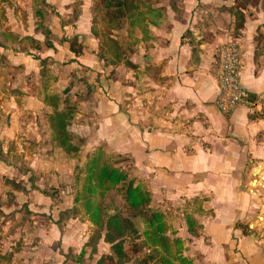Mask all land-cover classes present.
Wrapping results in <instances>:
<instances>
[{"label":"crops","instance_id":"1","mask_svg":"<svg viewBox=\"0 0 264 264\" xmlns=\"http://www.w3.org/2000/svg\"><path fill=\"white\" fill-rule=\"evenodd\" d=\"M41 1V8L34 0H16L9 6L0 2L6 8V12L0 8L1 28L20 37L31 35L40 45L0 48L8 63L17 67L15 76L21 81L17 94L21 92L22 104L15 115L27 113L40 121L36 114L52 109L44 103V94L67 97L65 104L75 106L69 131L82 140L75 162L89 149L102 146L107 156L129 163L130 177L150 192V207L165 214V234L180 240L172 246L175 256L170 264H264V235L250 231L264 230V201L258 198L264 184L263 190L257 185L258 179L264 180V171L256 177L254 162L264 159V115L251 117L238 108L227 116L214 103L217 47L233 37L242 48V85L252 93L264 87V6L243 8L242 25L234 35L230 7L235 0H150L156 11L148 13L147 38L140 39L121 64H105L91 32L90 0ZM37 8L50 30L51 46H45V36L37 30ZM71 38L77 39L78 54L70 46ZM33 56L47 59L52 68L53 84L47 89L38 88L47 76L41 77ZM34 120L4 128L15 129V143L23 145L17 157L53 161L64 154L74 159L61 149L54 153L56 146L37 150L29 128L41 122ZM46 130L48 142L43 139L40 144L51 145L50 129ZM56 168L63 176L70 172L69 166ZM195 197L202 199V211L186 207ZM186 211H194L199 225L194 232L187 228ZM66 225L55 220L37 235L42 238L39 244L31 243L14 258L19 264H51L50 251L57 243L78 252L88 236L78 223ZM109 246L99 239L97 254L108 253ZM57 256L55 264H63Z\"/></svg>","mask_w":264,"mask_h":264},{"label":"rangeland","instance_id":"2","mask_svg":"<svg viewBox=\"0 0 264 264\" xmlns=\"http://www.w3.org/2000/svg\"><path fill=\"white\" fill-rule=\"evenodd\" d=\"M6 1L8 2V6L12 2L16 3V0H0V2ZM119 1L121 0H90V25L95 32H92L93 35L98 40V54L100 56L103 53L104 56L100 58L103 59L104 62L107 60H113L115 62L113 64H121L125 56H128L130 51H133L135 46L140 43V39H142V35L144 34L140 30L142 24L140 19L136 18L134 24L132 25V27H130L131 25L128 15H126L124 12L118 11ZM128 1L133 2L136 5V7H134L133 9V13L135 15L141 13L144 16V19H149V12L147 11L146 5L151 4L150 0L147 1L148 4H145L140 0ZM75 2L77 4L78 0H75ZM260 3L262 6H264V0H235V4L230 7V10L234 8H239L241 10L243 8L248 9V7L250 6H258ZM38 4H40V8L43 6L41 0L38 1ZM33 6L35 5L33 4ZM1 7L3 8V6ZM3 9L6 12V8ZM35 16L37 30H40L42 32L41 34L45 36V39H49L50 30L46 25L43 24V15L41 14ZM28 17L29 16L22 14L23 20L28 19ZM30 21H32V18ZM242 21L243 19H241L239 23L234 22V28L232 29L234 35L238 32L239 25H242ZM130 29L131 32L129 33ZM27 36H30L31 40H25L20 44H16L14 46L8 45L6 47L18 50L23 48L28 49V45L31 46L37 44V41L34 40L31 35ZM72 39L73 38H71L70 44L74 43L73 50H79L80 46L76 41L77 39ZM0 48L5 47L0 46ZM33 58L37 60V63H39L41 77L47 76L50 79L48 80L46 77L44 78V81L41 80L38 88L47 89L49 88V83L53 84V78H51L52 68L48 66L47 59H39L36 56H33ZM42 60H44V62H42ZM16 68L17 67H13L10 63H8V60L5 58L0 49V141L2 151H4V153H7L6 161H0V206L3 211V215L0 217V251L2 253L6 251L13 252L12 257L7 258L1 264H19V261H17V257L21 256V254L24 253V248L29 247L31 243L33 247L34 245H37V243L39 244V241H41L42 238H39V236L37 235L43 234L44 229L48 230L49 225H51V223L55 220L67 225L73 224L74 226L76 223H78L79 225H81V229L86 232V235L88 236L87 239L91 235H93L95 229V225L90 220V212L85 206L86 201L88 200L85 196H88V194L82 191L83 179L86 175L85 171H83V173L80 175L77 185L75 186L74 184V175L76 171L75 166L76 164L78 165L84 163L89 152L92 151L91 149H89L88 152L85 153V158L83 160H77V162H75L76 156H71L74 157V159H68L64 156V154H60V160L58 159V156H56L55 158L57 159L53 161L43 159L38 156L33 157L30 160H28V158L20 159L19 157H17V151L19 150V148H22L23 145H18L15 143V129L12 130L7 128L8 130H4V128H6L7 125L13 126L14 122L16 121L17 125H21L24 122H30L34 119L28 116L27 113L24 115H20V117L15 115L16 112L14 110H16L17 106L22 104V96L19 95L21 94V92L18 94L16 93L18 90L20 91L19 87L21 84V81L18 82L16 77ZM68 95L72 100L73 96H71V92H69ZM46 113L48 112L41 110L36 114L38 118L42 119L40 121L39 119H36L33 122L39 121L41 122V125L30 124V127L32 128H29V131L31 137H33L35 141L36 149L38 148L41 151H45L52 148L54 149V147L56 146L57 149L54 151V153H58V149L61 148L58 145L51 143V129L46 119ZM38 114H40V116ZM250 115L251 117H260L264 115V112L260 114ZM16 124L14 128L16 127ZM46 129H50V143L52 147L50 144H40L43 139L48 142ZM19 132L21 133V137H23L24 134H22V129H18L17 134ZM72 138L73 143L77 145L82 144L81 140H75L74 136H72ZM47 142L46 144H48ZM61 151L65 153L62 149ZM109 157V162H111V164L122 167L127 171L129 170V163L123 162L120 156L110 155ZM57 165L66 167L69 166L70 172L68 176H63L61 174L62 170H57ZM123 165H125L126 167H124ZM52 169L54 170L52 171ZM57 172L60 176L57 174ZM16 183H21L22 185H24L26 191H18L13 188V185H16ZM31 183L36 186V189L30 188ZM76 195H79V199L75 203L74 199ZM99 198L102 204L106 205L108 213L120 211L124 215L129 214V210L125 201L123 200L120 193L116 192L115 190L110 189L106 191L102 196L96 194L91 197L93 202L97 201V199ZM28 204L33 209H29ZM80 221L83 222V224H80ZM67 225L66 227H71ZM140 240L141 238L132 237L131 239L125 241L124 247L126 248L128 256L131 259L140 256V259L145 260L146 264L154 263L157 257L149 252V247L147 245L140 246ZM59 244L60 243H57V245H54V248H51V264H55L56 259H58L57 253L59 256L61 255V253L59 252V247L61 246ZM15 247H18L17 250H15ZM43 247L44 245L42 244V249ZM78 247L79 246L77 245V248ZM61 249L66 251L68 248L61 247ZM80 250L81 249L78 248L76 251L79 252ZM101 251L104 250L102 249ZM17 253L18 256H15L14 258V255H16ZM89 253L90 247L87 246L86 249H84V256L86 259L85 264H97V260L101 255H103L97 254L96 251L90 253V256ZM61 256L60 258L64 260V256ZM21 260H24V258H22ZM66 261L67 264H77L76 261L70 259H66ZM102 264L114 263L112 260L106 259Z\"/></svg>","mask_w":264,"mask_h":264},{"label":"trees","instance_id":"3","mask_svg":"<svg viewBox=\"0 0 264 264\" xmlns=\"http://www.w3.org/2000/svg\"><path fill=\"white\" fill-rule=\"evenodd\" d=\"M140 1L148 4V0ZM34 4H38L37 0H34ZM146 6L149 13L156 11L150 4ZM134 7H136V5L133 2L121 0L119 1L118 11L128 15L130 27H132L136 18L140 19L142 22L140 30L144 33L142 38L146 39L148 33L147 25L148 22L151 21L149 19L146 21L147 19H144L141 13L135 15L133 13ZM230 12L234 16V22L239 23L240 20L243 19V12L241 9L234 8L230 10ZM36 14L41 15L40 8L36 9ZM155 15L156 17H160L159 13ZM239 27H241V25H239ZM91 32L95 33L92 28ZM130 32L131 29L129 33ZM25 40H31V37L27 35L20 37L13 31L4 30L0 26V46H14ZM44 44L45 46L52 45L49 39H45ZM31 46L36 49L40 48L38 43ZM70 46L73 49L74 43H71ZM74 52L78 54L79 50H74ZM103 56L104 54L102 53L100 57L102 58ZM42 62H44V60H42ZM113 63H115L113 60L105 61V64ZM130 65L134 66L133 64ZM17 92H19V90ZM64 92H67V89H64ZM43 101L52 108L50 112L46 113V119L51 129V143L58 145L66 154L76 156L79 152L80 145L72 142L73 138L68 128L73 118L75 107L70 104H65L67 97H61L59 94H44ZM6 156L7 153L2 151L0 141V161H6ZM109 159L110 157L106 155L102 146H97L89 152L84 163L76 164L75 166V186L83 171L86 172L83 179L82 191L88 194V196H85L88 199L85 206L90 212V220L95 225V229L93 235L85 241L82 249L78 253H75L70 247L66 251L59 247V252L64 256L63 264H67L66 259L76 261L77 264H85L84 248L89 246L90 253L95 252L96 244L101 238L109 243L110 246L109 252L101 255L97 260V264H102L106 259L112 260L114 264H146L145 260L140 259V256L132 259L128 256L124 243L132 237L141 238L140 246L147 245L149 247V252L157 257L156 261L152 264H170V258L175 256L173 255L175 252H172V246L180 242V240H171L170 237L165 234L167 231L165 214L158 209L150 207V192L144 184L135 183L134 178L129 177V172L126 169L111 164ZM13 188L18 191H26V188L21 183H16V185H13ZM30 188L36 189V186L31 183ZM110 189L120 193L128 207V215H124L120 211L108 213L106 205L102 204L100 198L97 199V201H92L91 197L96 194L102 196ZM78 199L79 195H76L74 199L75 203ZM201 204L202 199L195 197L186 202V207L192 205L195 206L194 210L202 211ZM192 212L194 211H186L184 217L188 230L194 232L199 228V225L194 219ZM2 215L3 211L0 206V217ZM17 248L18 247H15V250H17ZM179 249H177L176 252H179ZM12 254V251H6L4 253L0 251V264L7 258L12 257Z\"/></svg>","mask_w":264,"mask_h":264},{"label":"built area","instance_id":"4","mask_svg":"<svg viewBox=\"0 0 264 264\" xmlns=\"http://www.w3.org/2000/svg\"><path fill=\"white\" fill-rule=\"evenodd\" d=\"M241 55V43L235 37L217 47L215 66L217 93L214 103L223 115L229 116L238 108H244L250 114H260L264 111V87L252 93L241 83Z\"/></svg>","mask_w":264,"mask_h":264},{"label":"flooded vegetation","instance_id":"5","mask_svg":"<svg viewBox=\"0 0 264 264\" xmlns=\"http://www.w3.org/2000/svg\"><path fill=\"white\" fill-rule=\"evenodd\" d=\"M255 164H256V177H259L260 176V173L264 171V159L259 157L257 159L254 160ZM260 178V177H259ZM263 184H264V180H257V185L261 187V189L263 190ZM259 200L262 202L264 201V192L263 193H260L259 196H258ZM251 232L254 233L255 235L256 234H262L264 235V230L261 229L260 231H256L255 232V228L254 227H251L250 228Z\"/></svg>","mask_w":264,"mask_h":264},{"label":"water","instance_id":"6","mask_svg":"<svg viewBox=\"0 0 264 264\" xmlns=\"http://www.w3.org/2000/svg\"><path fill=\"white\" fill-rule=\"evenodd\" d=\"M257 172V171H256Z\"/></svg>","mask_w":264,"mask_h":264}]
</instances>
